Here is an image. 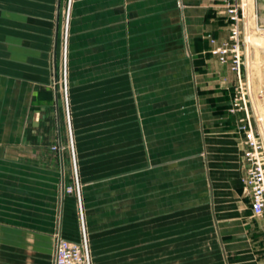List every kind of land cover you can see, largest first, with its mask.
Here are the masks:
<instances>
[{
    "label": "crops",
    "instance_id": "1",
    "mask_svg": "<svg viewBox=\"0 0 264 264\" xmlns=\"http://www.w3.org/2000/svg\"><path fill=\"white\" fill-rule=\"evenodd\" d=\"M68 2L0 0V264H53L57 232L81 239L63 194ZM226 3L70 0L68 98L81 178L94 180L86 217L111 264H264L229 112L237 76L209 52L228 35ZM246 7L243 33L253 18L264 31V0Z\"/></svg>",
    "mask_w": 264,
    "mask_h": 264
},
{
    "label": "built area",
    "instance_id": "2",
    "mask_svg": "<svg viewBox=\"0 0 264 264\" xmlns=\"http://www.w3.org/2000/svg\"><path fill=\"white\" fill-rule=\"evenodd\" d=\"M244 0H227L226 16L229 30L226 39L217 42L210 39V54L237 76L230 114L236 117V132L244 146L242 179L243 191L250 201L253 217L264 218V116L253 107L252 94L246 75L244 55L243 18ZM70 19V0L64 15L63 64L66 62V39ZM65 71V70H64ZM64 77L66 74L64 72ZM66 92V80L64 79ZM53 264H91L90 252L84 231L81 228L80 242H70L60 233L55 236Z\"/></svg>",
    "mask_w": 264,
    "mask_h": 264
},
{
    "label": "rangeland",
    "instance_id": "3",
    "mask_svg": "<svg viewBox=\"0 0 264 264\" xmlns=\"http://www.w3.org/2000/svg\"><path fill=\"white\" fill-rule=\"evenodd\" d=\"M244 4L246 5V0H244ZM243 8L246 12L247 7L245 6ZM66 10L67 8L64 11V15ZM250 26L251 29L248 32L246 31L243 35L247 82L249 85L250 92L252 94L253 107L257 112L264 116V31L257 28V26L255 25V18H253V21ZM247 38H249L248 41ZM64 72L66 74V77H64ZM64 79L66 80V92L64 88ZM60 85V102L63 110L62 116L64 122L63 130L66 136V149L70 167L69 183L63 188V194L67 196H72L75 199L76 218L79 223L80 236L81 228L83 226L90 252L91 264H111L110 258L101 256L102 244L99 241L100 237L98 235H91L89 232V226L86 217L87 209L85 207V194L86 189L90 185L86 184V181L91 182L94 180H84L81 178V171L83 170V168L81 167V163L79 162L76 150V134L74 130L72 111L68 98L69 87L67 82L66 66H64V64L61 71ZM58 149V146H53L51 148L52 151H57ZM90 248L92 249V251H90Z\"/></svg>",
    "mask_w": 264,
    "mask_h": 264
},
{
    "label": "bare ground",
    "instance_id": "4",
    "mask_svg": "<svg viewBox=\"0 0 264 264\" xmlns=\"http://www.w3.org/2000/svg\"><path fill=\"white\" fill-rule=\"evenodd\" d=\"M249 40V38H247V41Z\"/></svg>",
    "mask_w": 264,
    "mask_h": 264
}]
</instances>
